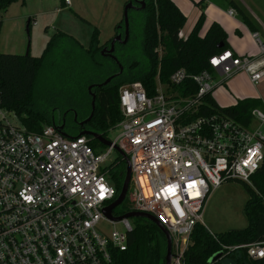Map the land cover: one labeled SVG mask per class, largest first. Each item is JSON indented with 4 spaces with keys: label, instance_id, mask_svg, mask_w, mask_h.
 <instances>
[{
    "label": "built area",
    "instance_id": "1",
    "mask_svg": "<svg viewBox=\"0 0 264 264\" xmlns=\"http://www.w3.org/2000/svg\"><path fill=\"white\" fill-rule=\"evenodd\" d=\"M227 13L238 16L231 8ZM177 36L187 39L182 31ZM252 38L257 56L227 50L209 60L212 73L180 69L167 83L157 75L152 95L138 82L121 87L122 119L115 127L120 131L113 141L106 138L108 147H92L85 136L67 138L54 126L27 131L13 112L0 108V264H112L113 255L127 249L133 230L129 219L115 222L103 215L116 199L103 165L116 150L131 169L126 213L159 221L171 237L170 264H184L210 194L229 181L250 185L264 159V104L252 110L249 127H243L220 112L206 113L203 101L241 72L258 86L264 78V43L258 33ZM101 223L121 230L105 235ZM222 251V256L245 251L249 259H263L264 240L223 245Z\"/></svg>",
    "mask_w": 264,
    "mask_h": 264
},
{
    "label": "trees",
    "instance_id": "2",
    "mask_svg": "<svg viewBox=\"0 0 264 264\" xmlns=\"http://www.w3.org/2000/svg\"><path fill=\"white\" fill-rule=\"evenodd\" d=\"M16 1L0 0V9ZM141 1L145 2L144 9L128 12V15L131 14L128 16L129 39L124 45H115L113 58L100 54L112 39L100 45L97 28L92 31L87 49H83L72 36L56 32L40 57L30 56L29 50L24 55L0 54V108L13 112L22 126L34 133L40 132L44 125L53 126L52 118L64 115L67 120L75 116L78 121H83L91 113L88 87L102 84L120 72L106 86L92 90L95 108L86 129L107 138L108 130L122 119L118 104V90L122 84L138 82L148 95H152L157 75L162 83H167L169 77L180 69L190 75L203 71L212 73L209 60L229 50L224 29L213 22L205 35L200 37L199 30L204 22L201 14L187 39L180 40L177 35L186 19L173 2ZM205 1L201 0L198 6ZM230 5L237 10L250 32L256 33L253 22L235 1H231ZM30 25L31 21L29 30ZM118 34H123V19L115 27L114 37ZM158 47L164 51L161 58L157 55ZM44 75L49 78L45 89L38 86ZM190 90L195 92L194 86H190ZM203 101L208 108L206 113L220 112L243 127H249L252 110L262 109L264 104L261 99L247 98L233 106L220 107L210 94L204 96ZM75 129L70 128L71 138L79 135ZM90 144L98 146L93 140ZM107 174L117 197L125 175L124 160L120 156L108 166ZM251 182L252 188L240 182L248 195L244 206L247 226L242 230L215 235L216 242L202 224H197L191 236L192 245L184 255V264H209L208 260L213 255L223 252V245H248L264 240V159L251 177ZM117 209L112 211L113 215ZM165 254L166 241L160 230L154 224L138 219L128 235L127 249L115 253L112 264H164ZM222 260L230 264H264V258L249 259L245 251L225 253L212 264H221Z\"/></svg>",
    "mask_w": 264,
    "mask_h": 264
},
{
    "label": "rangeland",
    "instance_id": "3",
    "mask_svg": "<svg viewBox=\"0 0 264 264\" xmlns=\"http://www.w3.org/2000/svg\"><path fill=\"white\" fill-rule=\"evenodd\" d=\"M70 6L63 5L61 0H18L8 5L5 9H0V54L24 55L26 50L32 57H40L51 36L56 32H62L72 36L78 43L87 49L90 36L94 28L100 31V45L105 44L108 40L113 39L116 23L122 19L123 9L127 0H70ZM174 5L181 11L186 19L182 32L186 35L190 33L196 21L201 14L204 16V22L199 30L200 37H203L211 23L216 22L221 27L224 24V31L227 34V44L233 47V43H240L243 40L241 30V18L238 14L234 18L229 17L227 11L231 8L237 10L230 5L235 0H206L198 6L201 0H171ZM250 9H254V5L264 13V0H239ZM58 10V11H57ZM238 13V12H237ZM129 15H131L129 13ZM128 15V16H129ZM31 21L29 34L26 33V24ZM239 24V25H237ZM241 33L242 35H240ZM261 41L264 43V36L259 34ZM254 43V42H253ZM245 43L241 42V45ZM248 46V45H247ZM105 48V47H104ZM157 55L161 58L164 51L161 47L157 48ZM49 81L48 76H42L39 81V88L45 89ZM220 81L219 76L213 77V83ZM264 81V80H263ZM262 87L258 84L253 86L246 75L241 72L225 81V86L220 87V92L227 89L222 96H218V103L222 106H233L228 100L232 91L250 92L256 97H241L238 101L247 98H258L264 101ZM125 84L120 86L123 87ZM119 88V89H120ZM40 90V89H39ZM119 91V90H118ZM12 122L19 125L20 122L12 119ZM115 124L108 130L107 139L113 141L119 134V129L115 128ZM52 126V125H44ZM102 130V126H100ZM258 127V125H255ZM261 132L264 134V124L260 126ZM102 152L106 151L105 147L101 148ZM118 153L113 151L104 167H108L116 158ZM248 185V184H247ZM253 187L251 182L248 185ZM132 190V184H129L128 193ZM128 198V194L126 196ZM248 199L242 183L238 181H229L223 183L215 189L209 196L206 203L201 224L205 230L212 235H219L229 231L242 230L247 226V220L244 215V206ZM128 211V200L122 203L115 211V215L120 216ZM138 219H129L131 225ZM99 230L105 235H109L114 230H121L120 225H109L101 223ZM221 264H230L227 260H222Z\"/></svg>",
    "mask_w": 264,
    "mask_h": 264
},
{
    "label": "water",
    "instance_id": "4",
    "mask_svg": "<svg viewBox=\"0 0 264 264\" xmlns=\"http://www.w3.org/2000/svg\"><path fill=\"white\" fill-rule=\"evenodd\" d=\"M133 2H135L137 5H140V7H135L133 5ZM145 8V2L144 1H137V0H131L129 2L126 3V5L124 6L123 9V36L121 34L116 35L115 37H113V39L111 40V42L109 43L108 47H105L101 50L100 54L101 55H106L109 56L111 58L112 57V53L114 51V47L116 44H121L124 45L127 43L128 39H129V23H128V12L130 10H142ZM29 21L26 24V33L27 35L29 34V29H28V25H29ZM218 48H221V46H219ZM28 50V49H27ZM120 71H121V67H119ZM120 74V72L108 79H106L102 84H98V85H91L90 87H88V93L91 97V113L90 115L83 120L82 122L79 123L80 126H83L85 124H87L94 113V108H95V94L92 92L93 89L95 88H101L103 86H106L108 83H110V81L115 77L118 76ZM64 135V134H63ZM65 136V135H64ZM81 136H87V137H91L95 140H97L101 145L103 146H110V142L107 141L106 139L97 136L95 134L89 133V132H82L78 135V137ZM67 137V136H65ZM70 138V137H67ZM116 152L118 153V156H120L123 160H124V164H125V175H124V180L122 183V187L120 190V193L117 195L116 199L106 208H104L103 210V215L105 218L109 219V220H113L115 222H119L123 219H144L152 224H154L159 230L160 232L163 234L165 241H166V254H165V263L164 264H170L172 255H171V237L169 235V233L167 232V230L163 227V225L157 221L155 218H153L150 215L147 214H143V213H135V212H129V213H125L122 216L119 217H113L112 216V211L114 209H116L117 207H119L125 200L126 196H127V192H128V187H129V183H130V179H131V169H130V164L128 159L126 158V156L120 152L119 150H116ZM222 257V254L216 253L215 255H213L209 260L208 263L212 264L215 261H217L218 259H220Z\"/></svg>",
    "mask_w": 264,
    "mask_h": 264
},
{
    "label": "crops",
    "instance_id": "5",
    "mask_svg": "<svg viewBox=\"0 0 264 264\" xmlns=\"http://www.w3.org/2000/svg\"><path fill=\"white\" fill-rule=\"evenodd\" d=\"M39 2H43V0H38ZM70 1V0H69ZM24 3L25 0H24ZM235 3L239 6V8L250 18V20L253 22V25L255 26L256 29V33L258 34H262L264 36V13L257 7V5H254V9H250L247 6H245L241 1L239 0H235ZM71 4V1H70ZM70 4L68 6H70ZM65 5V4H64ZM58 11V10H57ZM237 13V12H236ZM238 14V13H237ZM121 21V20H120ZM119 21V22H120ZM117 22L116 25L119 23ZM222 27L224 28V24L220 21H218ZM241 24V30L243 33V40L241 41L242 43H245L244 45H241L240 43H233V47H229V51L233 52L235 55L241 57V56H257L258 55V48L257 45L255 43V41L252 38V33L250 32V30L242 23ZM239 25V24H237ZM225 29V28H224ZM114 33H115V29H114ZM240 35H242L241 33H239ZM99 36H100V31H99ZM91 37V36H90ZM254 42V43H253ZM248 45V46H247ZM245 74V73H244ZM246 75V74H245ZM247 77V75H246ZM248 78V77H247ZM264 78L261 80L263 81ZM219 83V82H218ZM264 83V81H263ZM225 86V83L222 85H217L213 92H212V97L215 100V102L220 106V107H226L225 105L222 106L220 105V103H218V96H222L224 93L227 92V89L222 92H220V87L221 86ZM260 87H262V84H259ZM257 87V86H256ZM231 94V97L228 99L230 101V103H236L241 97H247L249 95H251L250 97H256L254 94H251L250 92H245L246 94H242L240 90L238 91H228ZM262 93L264 94V85L262 88ZM261 101H263L261 99ZM233 104V105H234Z\"/></svg>",
    "mask_w": 264,
    "mask_h": 264
},
{
    "label": "flooded vegetation",
    "instance_id": "6",
    "mask_svg": "<svg viewBox=\"0 0 264 264\" xmlns=\"http://www.w3.org/2000/svg\"><path fill=\"white\" fill-rule=\"evenodd\" d=\"M129 1H131V0H127V2H129ZM137 1H141V0H137ZM133 5L135 7H138V8L140 7V5H137L135 2H133ZM121 35L123 36L124 34H121ZM52 121H53V124H54L53 126L56 127V129L61 134H64L65 136L70 137V138H71V136H70V134H71L70 128L73 129L75 127H76L75 130L76 131L78 130L79 134L82 133V132H89V133H92V134H95L97 136L102 137L100 134H97V133H95L93 131L87 130L86 129V124L83 125V126H80L79 123L82 122V121H78L75 116H73V118H71V120L70 119L67 120L66 119V115H64L63 117H58L56 119L52 118ZM85 137H87V136H85ZM88 138H90L91 140L99 143L97 140H95V139H93L91 137H88ZM104 139H106V138H104Z\"/></svg>",
    "mask_w": 264,
    "mask_h": 264
},
{
    "label": "snow or ice",
    "instance_id": "7",
    "mask_svg": "<svg viewBox=\"0 0 264 264\" xmlns=\"http://www.w3.org/2000/svg\"><path fill=\"white\" fill-rule=\"evenodd\" d=\"M194 186H195L194 184L189 185V187H194Z\"/></svg>",
    "mask_w": 264,
    "mask_h": 264
}]
</instances>
